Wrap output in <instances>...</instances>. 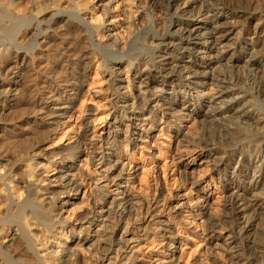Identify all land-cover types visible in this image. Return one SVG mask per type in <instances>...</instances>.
Segmentation results:
<instances>
[{
    "label": "bare ground",
    "instance_id": "obj_1",
    "mask_svg": "<svg viewBox=\"0 0 264 264\" xmlns=\"http://www.w3.org/2000/svg\"><path fill=\"white\" fill-rule=\"evenodd\" d=\"M250 5L0 0V264H264V28L249 29L264 11ZM129 113L139 124L120 128ZM99 164L127 172L120 200ZM95 227L107 245L85 252Z\"/></svg>",
    "mask_w": 264,
    "mask_h": 264
},
{
    "label": "rangeland",
    "instance_id": "obj_2",
    "mask_svg": "<svg viewBox=\"0 0 264 264\" xmlns=\"http://www.w3.org/2000/svg\"><path fill=\"white\" fill-rule=\"evenodd\" d=\"M251 5V7H250V9H252V10H262V11H264V0H247ZM19 5V4H18ZM257 24H258V26H257ZM250 25V26H249ZM249 29L251 30V31H253L256 27L258 28V27H262V28H264V23H262V21H260L259 19L257 20V19H255V20H252V21H250V23H249ZM256 28V29H257ZM116 32H118V31H114L113 33H114V35L116 34ZM140 39V40H139ZM139 41V44H141V37L140 38H138V40L136 41V43L135 44H138L137 42ZM138 44V45H139ZM138 45H134L133 47H134V50H137L138 48H139V46ZM138 46V47H137ZM137 48V49H136ZM57 52H58V48L57 49H55ZM54 50V51H55ZM55 51V52H56ZM139 51V50H138ZM141 51V50H140ZM54 52V53H55ZM232 54V51H231V49H225V50H223V52H222V55H224V56H230ZM57 60V59H56ZM56 60H54V62H56ZM57 65V66H56ZM55 66H54V68H53V70H54V74H55V76H56V78L58 79V77H61V75L62 76H64L67 72H66V68L63 66L62 67V65L61 66H59L58 64H56ZM241 66V65H240ZM118 73V72H117ZM121 72H119V74H120ZM71 74V73H70ZM122 75V74H121ZM70 77H71V75H70ZM92 77H94V74L93 73H91L90 74V76H89V81H88V83H90L91 82V78ZM72 79V78H71ZM118 80V79H117ZM87 88V87H86ZM99 89V86H97V85H95V87H92V91H94V92H96L97 90ZM91 91V92H92ZM134 92V91H133ZM93 93V92H92ZM94 94V93H93ZM59 97V95L58 96H56V99ZM155 96H154V94H151L150 96H149V98L148 99H153ZM186 100H188V101H190V102H205L203 99H198V98H196V99H192V98H188V99H186ZM94 101V104L92 103ZM98 101V99L97 98H95L94 97V99H93V97H92V99L90 100V102H91V104H93V105H95L96 104V102ZM177 101L178 102H180V101H182V99L181 98H178L177 99ZM89 102V101H88ZM87 102V103H88ZM90 102H89V106H90ZM78 103H80V101H78L77 103H76V106H78L79 104ZM86 103V104H87ZM102 102H100L98 105H99V107L100 108H103L102 107V104H101ZM101 104V105H100ZM171 104H173V105H175L176 104V101H171ZM136 114H139V111H136L135 112ZM137 118V116H134L133 115V113H129L128 115H127V117L126 118H123V119H118L117 120V125L119 124L120 125V128H122V129H124V126L125 125H132V123H134V124H139V123H136V122H139L140 120ZM124 124V125H123ZM221 124V123H220ZM98 129L97 130H99V128H100V126H98L97 127ZM133 128V127H132ZM136 129H138V127H136ZM199 129V128H198ZM104 134H105V132L103 131V133L101 134V136H104ZM133 134H135V133H133ZM112 136V135H111ZM135 136V135H134ZM97 154H99V155H104V156H110L111 157V150L109 149V148H107V147H105V148H103L101 151L99 150V151H97L96 152ZM67 159V158H66ZM224 161H229L230 159L229 158H227V159H223ZM236 160V161H235ZM106 161H108V159H106ZM231 161H233L232 163H233V166H235V164H236V162H238L239 161V158H235V159H231ZM68 162V161H67ZM209 164V166H211V164H212V162H209L208 163ZM96 171L97 172H99V177L98 178H101V177H103L104 176V174H107V175H109V178H103V179H100L98 182H97V185H99L100 187H103V188H105V187H108L109 188V191L111 192V193H108L107 195H106V197L108 198V200L110 201L112 198H114L115 197V199H117V200H120L121 199V196L122 195H120V193L122 192V190H124V188H125V183L123 182V179L126 177V175H127V172L125 171V172H123L122 174H121V176L118 178L117 177V175L116 174H113V175H111L110 176V173H111V171H108V169H105V167L104 168H102V165H98L96 168ZM105 170H107V171H105ZM196 171H199V169H197ZM104 173V174H103ZM55 175V174H54ZM114 178V179H113ZM113 181V182H112ZM118 182H121V183H118ZM80 197H82V192H79V193H77V199L78 198H80ZM79 201L80 200H77V204L79 203ZM220 207L221 208H226V201L225 200H223L222 202H221V204H220ZM108 209H109V207H108V205L107 206H105L104 208H103V210H102V214L103 215H106L107 214V212H108ZM106 221V225L107 226H109L108 224V221L107 220H105ZM97 227H95L94 228V230H93V233H92V235H93V238H92V240H90V242H88L87 244H85V245H83L82 247H83V249L84 250H86L85 252H88L89 250L88 249H90V251L91 252H94L95 250H96V247H97V245H100V246H104V245H107V243H106V241H105V234L106 233H109V229H104V230H101V229H97ZM263 229H264V226H263ZM263 229H262V227H261V230H260V233H259V235H258V240L260 241V242H263L264 243V232H263ZM95 231V232H94ZM96 231H98V233H96ZM130 235L131 234H128L126 237H125V239H127V240H129L130 239ZM141 235H142V232H140V234L138 235V236H140L141 237ZM98 237V238H97ZM260 238H261V240H260ZM263 238V239H262ZM103 239H104V241H103ZM224 239H225V237H224ZM129 244L130 245H132L133 244V242L131 241V242H129ZM75 249H76V253H78V250H77V248L75 247ZM93 250V251H92ZM148 252V251H147ZM123 253H124V251H123ZM137 261L139 262V261H145V263H147V264H149L148 263V259H146V258H144L143 257V259L141 258V257H138V259H137ZM151 263L153 264L154 262H153V260L151 261Z\"/></svg>",
    "mask_w": 264,
    "mask_h": 264
}]
</instances>
